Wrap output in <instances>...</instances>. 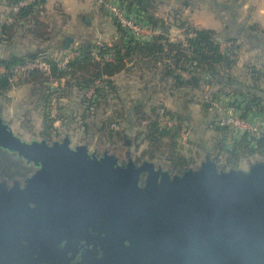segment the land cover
<instances>
[{
    "label": "water",
    "instance_id": "95a60500",
    "mask_svg": "<svg viewBox=\"0 0 264 264\" xmlns=\"http://www.w3.org/2000/svg\"><path fill=\"white\" fill-rule=\"evenodd\" d=\"M71 41L67 36V48ZM69 143V137L53 146L46 140L28 142L0 115V147L43 164L32 181L52 180L44 191L51 188L53 199L82 194L83 216L103 218L142 253L173 251L180 264H264V161L248 172L223 170L207 155L198 168L172 176L152 160L137 166L130 159L126 168H112L113 160L101 165L85 146L75 152ZM3 189L0 185V195ZM10 196L0 201V214L14 227L26 228V202L23 197L10 201ZM38 198L44 207V196Z\"/></svg>",
    "mask_w": 264,
    "mask_h": 264
},
{
    "label": "trees",
    "instance_id": "16d2710c",
    "mask_svg": "<svg viewBox=\"0 0 264 264\" xmlns=\"http://www.w3.org/2000/svg\"><path fill=\"white\" fill-rule=\"evenodd\" d=\"M19 0H8V5L13 8ZM126 1V9L136 14L139 20L149 22L153 26L161 28L164 33L155 36L150 41H142L127 32L117 24L119 36L114 42L109 44H94L92 41L82 42L78 47L80 55L74 58L67 66L61 68L55 59L49 55L38 52H28L22 55H12L0 58V66L7 68L22 63L26 58L34 59L44 55L49 61L50 71L43 73L34 71L30 75V81L34 84L32 103L42 110L43 129L41 136L44 139H53L60 132L55 126V121H63L70 124L79 115L76 106L71 107L63 101L67 96L73 94V90L78 89L80 94V123L83 128L89 129L95 127L97 120L89 122L90 117H96L100 114L104 116L109 109L110 102L113 100V93L117 92L114 77L121 72H131L132 70L142 73V77L151 73L152 76L160 74L161 82H168L171 90L187 89L197 91L203 89L205 84L217 86L221 89H228L240 116L250 119L251 115H264V67L259 68L251 65L249 75L252 83L246 89L236 87L233 84V77L230 75L231 70L236 64L237 57L234 49L224 51L218 40L217 31L210 28H198L195 26H182L184 30V39L172 40L169 36V27L166 22L150 13V5L153 0H122ZM45 0H40L21 7L14 12V22L11 24H0V41L12 43L15 33L20 27L27 29L37 39L50 40V31L46 20H42L40 14L43 12ZM30 23L25 26L26 23ZM14 25L15 28L14 32ZM64 43L58 45L61 49ZM57 48V47H56ZM98 51V57L93 53ZM109 56L110 58H105ZM131 66H129V64ZM138 67V70L135 68ZM186 73V77L182 75ZM29 79V76L27 77ZM27 79V80H28ZM65 80L64 85L56 91L53 90V83H59ZM12 88L10 76L7 74L0 75V96L5 95ZM93 89V95L88 96V91ZM71 93V94H70ZM206 93V92H205ZM57 96V116H52L51 98ZM215 95V94H214ZM212 96L217 98L216 95ZM88 96V97H87ZM131 105H122L119 109L113 110L111 116L102 117L99 121L98 130L107 132L113 136L120 135L114 126H117L112 119L115 114L119 125L125 129L127 123L133 121L143 122L142 130L139 137L147 143L146 148L142 151V156L148 160H159L161 165L173 173L183 172L195 164L197 158L184 153L179 143L180 128H169L162 126L159 122V113L157 108H151V111L145 110V102L140 98L130 100ZM59 102V104H58ZM79 106V107H80ZM207 109L210 108V102L205 101ZM163 108L159 107L158 109ZM167 114L178 119L180 123L186 121L179 115L173 114L167 110ZM115 113V114H114ZM120 119V120H119ZM135 123V122H134ZM262 133L259 136L244 132L238 138L231 130V127L221 126L217 122L216 128L223 135L219 138L216 145L213 146L214 159L221 163L222 168L237 166L238 163L248 156L258 152L264 154V120L262 118ZM233 138L231 148L224 144L225 138ZM191 143V142H190ZM117 146L116 142H112ZM10 152L0 147V153ZM222 153L226 157H222ZM210 156L212 154L208 152ZM3 157V156H2ZM5 164L8 161L4 162Z\"/></svg>",
    "mask_w": 264,
    "mask_h": 264
},
{
    "label": "rangeland",
    "instance_id": "374dc122",
    "mask_svg": "<svg viewBox=\"0 0 264 264\" xmlns=\"http://www.w3.org/2000/svg\"><path fill=\"white\" fill-rule=\"evenodd\" d=\"M3 1L5 4L0 5V16L1 18H5L9 14V16H11L9 21L13 23L14 12L16 11L8 5V0ZM45 1L46 5L43 7L44 9L40 16L42 17V20H46L48 22L47 25L50 31V40L43 41L37 39L22 26L17 30L18 35L16 34V36L13 37L12 43H7L6 41H0V43L2 45H9L8 47L17 46L16 49H18V55L26 54V52H38L41 54L44 50V54L55 59L57 64L60 62L61 53L64 51V53H67L69 51H74L75 49L79 50L78 46L82 42L92 41L97 45L102 43L109 44L107 41L96 37L95 33H97V29L99 32L102 31V29L104 31L107 30L108 32V24L104 21L103 17L105 14L111 17L116 25L118 22L116 18L110 13V11L103 6L100 0H84V2L87 3L94 2V5L97 7L98 14L94 13L93 9H91L89 12H79L80 10H83L80 5L81 0ZM111 1L121 2L122 6L126 8V1ZM202 10H204V8H202V4L200 5V3L194 2V0H153L152 4L150 5L149 12L156 14L155 16H160L159 18H162L169 27L168 32L170 33L171 29L172 32H175V30L178 29L177 27H179L180 30L184 32L185 29H183L182 26H185L186 28L187 26H194V23L190 19V16H192L191 13L194 11L197 13L198 11ZM187 11L189 14H186ZM91 14L94 24L92 26H90ZM108 16L107 18L109 19ZM86 17L89 18L88 22H85ZM100 22H102V28L100 26ZM0 24H4L2 19L0 20ZM28 24L30 25L28 22L25 24V26ZM78 26L87 27L90 35L87 36L88 38L83 39L82 42H80L81 34L79 33L80 31ZM16 27L17 25H14L12 32H14ZM90 27H93L94 31H90ZM67 36L72 37V41L70 42V46L68 48L66 47ZM62 43H64V47L59 49L58 45H61ZM28 59L29 58H26L25 61ZM34 59L49 62L48 59L44 57V55ZM236 59V64L230 72V75L233 77L232 85L246 89V87L248 88L252 83L249 72L251 68L250 66L254 64L251 62L244 67L242 66L243 68L240 66L236 67L239 58ZM58 66L61 68H67L68 65L61 66L58 64ZM259 68L263 69V67ZM135 69L138 70V67ZM34 71L48 73L50 71V66L48 69L45 67L33 68L29 70V72L25 74V76H23L19 81L13 82L11 88L12 90L3 96H0V115L4 118L6 123L11 125L15 134L21 136L24 140L28 142L32 140L48 141L50 139H44L41 136V131L43 129L42 110L32 103V99L34 98L33 88L38 87L34 86V84L31 82L33 79L30 81V75ZM28 76L29 79L27 78ZM142 76L143 75L141 72L135 70H132L131 72H121L120 74L116 75L113 80L116 82L117 92L113 93L112 95L113 100L110 102L111 106H109V109L107 110L106 114H104V116H102L100 112V114L96 115V117H90L89 122L91 123L93 120H97L95 122H97L98 125L95 127L90 126L89 129L83 128L81 126L79 120V115L82 111V107L80 106L81 93L78 89H74L72 91L73 94L71 96H67V99L63 102L71 107L76 106L79 115L68 125L63 121H55L54 124L59 129L60 133L57 136H54L53 139H65L66 137H69L70 141L73 143L72 146L77 145L73 149L85 146L89 156H94L96 150L116 151L120 149L118 152L114 153L116 155L118 153L124 155L123 158L121 157L122 160L125 158L123 162L127 160L128 157H130V159H132L134 162L138 163L149 161L147 158L142 156V151L146 148L147 143L142 140V137H139V132L142 130L144 122L142 124H140L139 121H137V123L136 121L131 123L129 122L123 130V125H119L116 119L120 118L118 117L119 115L114 113L115 115L112 119L114 122H116V125L118 124L117 126H114V129L117 133L121 132V134L113 136L111 133L109 134L107 132V129H104L103 131L98 130L100 125L99 121L102 117L105 118L107 116H111L113 114V110L119 109L122 105L130 106V100L140 98L143 102H145V110L150 112L151 108H157L158 110L159 107H164L165 109L169 110V112L181 116L186 121L188 126L191 128L192 138L190 145L187 147H181V149L184 151V153L197 158L195 164L190 168H198L201 162L206 159L207 155H209L207 153H213V146L216 145L218 139L223 138V135L216 128L218 122L216 112L207 109L203 95L205 92H210L213 95L215 94L216 97L223 103L230 105L235 102L234 97H232V95L229 93L231 91L228 89H221L217 86H210L208 84H205L203 89L201 88L200 90L194 92L184 88L179 90H171L170 84L168 82L159 81L160 74L152 76L151 73H149L146 74L145 77ZM64 82L65 80H62L59 83H53V90L56 91L60 86H63ZM93 91V89L88 91L87 94L89 97L93 95ZM262 94L264 95V92ZM56 95L54 94L51 98V110L53 117L57 116V113H54L55 115H53V110L55 109L54 106L57 109ZM223 97H225V99ZM233 105L234 107L239 106L236 103ZM238 113L240 114V112ZM262 118L264 120V115L257 114V116L251 115L250 119L248 120L261 124ZM234 130L236 138L242 135L241 131L236 129ZM224 140L226 147L231 148L234 139L229 137L225 138ZM112 142H116L117 146H114ZM6 150L10 152L4 151L3 153H0V168L2 165H5V161L12 162L15 160L14 156H20L15 151H11L9 149ZM109 152L111 153V151ZM214 156L215 153L212 154L211 157L214 159ZM222 157H226L224 153H222ZM263 161L264 154L261 155V153L258 152L252 156L244 157L235 167L230 166L228 168H222L221 163L218 162L217 164L219 168L223 170L236 168L238 170L248 172L253 165ZM153 162L156 164V167L162 166L164 170H168L164 165H161L162 163L159 160H155ZM168 171L172 176L174 174H182V172L173 173L170 170ZM146 176L147 174L145 173V177L143 179L141 177V185L145 184Z\"/></svg>",
    "mask_w": 264,
    "mask_h": 264
},
{
    "label": "flooded vegetation",
    "instance_id": "af4514ba",
    "mask_svg": "<svg viewBox=\"0 0 264 264\" xmlns=\"http://www.w3.org/2000/svg\"><path fill=\"white\" fill-rule=\"evenodd\" d=\"M47 142L53 146L63 143L64 139ZM72 145L70 141L69 147L77 152L78 149H73L77 145ZM119 150H109L111 153L96 150L95 155L89 157L97 159L101 165L113 160L112 168H126L130 157L123 162L124 155L114 153ZM14 157L15 160L0 168V185L4 188L0 201L8 195H11L10 201L23 197L29 219L26 228L14 227L13 220L4 221L0 214V264H180L173 251L159 256L146 255L131 239L118 235L103 218L83 216L80 213L82 194L70 192L61 198L54 196L57 201L54 200L51 188L44 191V186H50L52 180L32 181L43 164ZM141 177L143 179L145 173H141ZM40 194L44 196V207L36 202ZM12 215L18 214L13 212Z\"/></svg>",
    "mask_w": 264,
    "mask_h": 264
},
{
    "label": "crops",
    "instance_id": "0c3cea01",
    "mask_svg": "<svg viewBox=\"0 0 264 264\" xmlns=\"http://www.w3.org/2000/svg\"><path fill=\"white\" fill-rule=\"evenodd\" d=\"M194 2L200 3V5L202 4L204 10L198 11L200 14L198 12L196 13V11L191 13L192 16H190V19L194 23L193 25L198 28H210L216 30L222 50L227 51L234 49L236 51L237 58H239L236 67H244L251 62L258 67H264V0H194ZM2 4L5 3L3 0H0V5ZM80 5L83 10H80L79 12H89L93 9L94 13L98 14L94 2L87 3L84 2V0H81ZM186 14H189L188 11ZM107 16L108 15L105 14L103 17L104 21L108 24V32L103 29L99 32L97 29L95 35L111 45L113 41L118 38L119 32L114 20L109 16L108 19ZM10 18L11 16H9V14L5 18H1L0 16V20L2 19L4 23L7 24H11L9 21ZM90 18V26H92L94 25L92 14L90 15ZM88 19L89 18L86 17L85 22H88ZM101 23L102 22H100V26L102 28ZM177 28L178 29L175 30V32H172L171 29L169 36L172 40L184 39V32L181 31L179 27ZM89 29H91L90 31H94L93 27H90ZM79 31L81 34L80 42H82L83 39L88 38V28L79 27ZM16 34L17 32L15 33V36ZM152 38L147 39L146 41H150ZM8 46L9 45H2L0 43V58L18 55L19 52L18 49H16L17 46ZM105 58L107 59L110 57L106 56ZM131 64L132 63H130L129 66H131ZM182 75L185 76L186 73H182ZM223 98L225 99V97ZM231 130L233 131V128Z\"/></svg>",
    "mask_w": 264,
    "mask_h": 264
},
{
    "label": "built area",
    "instance_id": "2783aa9c",
    "mask_svg": "<svg viewBox=\"0 0 264 264\" xmlns=\"http://www.w3.org/2000/svg\"><path fill=\"white\" fill-rule=\"evenodd\" d=\"M40 0H19L18 3L13 7L16 12L24 6L32 4ZM103 6L110 11V13L116 18L117 22L123 29L138 38L139 40L146 41L156 35L163 33L162 29L153 26L149 22L139 20L136 14L132 11H128L121 2H114L111 0H100ZM96 51V52H95ZM65 52V51H64ZM61 53L60 62L61 66H67L74 58L80 55V50L69 51L67 53ZM93 53L98 57V51L94 50ZM50 66L49 62L39 59H28L22 63H18L11 68L0 66V75L8 74L11 82L19 81L29 70L33 68L45 67L48 69ZM204 101L210 102V110L215 111L218 122L221 126L231 127L238 131L249 132L250 134L259 136L262 133L261 124L249 121L239 115L236 108L223 103L218 98H214L210 92H206L203 95ZM53 115L57 113V109L54 106ZM160 115L159 122L162 126L169 128H180L179 143L181 147H187L190 145L192 138L191 128L187 123H180L178 119L171 117L167 114L166 109H158Z\"/></svg>",
    "mask_w": 264,
    "mask_h": 264
}]
</instances>
